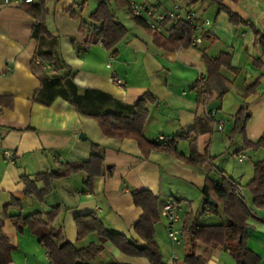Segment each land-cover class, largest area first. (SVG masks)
<instances>
[{
	"label": "crops",
	"instance_id": "obj_1",
	"mask_svg": "<svg viewBox=\"0 0 264 264\" xmlns=\"http://www.w3.org/2000/svg\"><path fill=\"white\" fill-rule=\"evenodd\" d=\"M101 1L87 0L84 5L81 0L45 2V26L57 37V50L74 72L75 83L91 91L93 109L121 112L148 94L152 100L146 102L149 114L145 136L157 142L159 136L168 140L187 134V138L177 141V152L188 156L190 142L196 139L198 152L207 151L211 159L192 166L165 152L151 151L144 157L134 139L105 136L95 119L62 98L55 97L44 105L38 97L40 68L34 71L31 67L38 48V41L31 35L36 20L23 10L22 4H5L0 0V216L4 220V233L16 246L10 264H52L38 237L28 227L19 229L12 217L37 212L45 215L56 207L59 213L52 228L59 231L64 242L78 248L99 244L95 232L78 239L75 217L91 214L108 231L144 246L145 242L134 231L142 210L132 199L133 192L142 190L151 191L159 201L154 239L165 264H185L190 251L205 259L202 264H236L223 246L192 244L183 233L176 240L169 238L166 220L160 215L162 204L174 200L181 210V227L189 212L199 225L222 223L225 221L222 213L213 215L206 212L208 209L204 212L201 190L206 179L218 182L224 177L242 187L252 210L247 221L252 228L247 245L260 256V264H264V209L253 207L246 187L253 178L254 164L264 160V148L255 150L246 146L241 134L229 138L234 116L244 106L249 111L245 139L256 143L264 136V53L254 46L251 27L233 25L226 11L264 31V0H203L190 5L195 12V45L173 49L158 46L153 32L132 20L127 7L110 0L111 11L128 31L110 50L99 42L87 44L92 28L100 26L89 17ZM159 1L160 6L149 20L153 29L169 37L174 34L173 21L162 23L160 16L171 7L172 1ZM129 2L135 11L140 6H154L155 0ZM71 7L74 18L67 11ZM136 15L147 22L145 14ZM81 24L84 26L79 28ZM225 52L231 54L230 66H223L219 73L228 90L219 96V83L212 82L206 103L199 104L198 79L204 76L207 81L208 71L203 54L215 59ZM255 60L262 65H255ZM43 68L50 70V65ZM255 82L258 83L254 91L247 94L248 86ZM210 112L214 113L213 119L207 116ZM198 119L210 124L211 132L195 134L193 128ZM5 150L14 153V161L5 157ZM94 154L103 156L105 170L93 174L91 189L85 184L87 174L74 172L54 179L43 201L25 195L22 176L33 179L36 174L57 171L61 164L89 161ZM108 169L112 171L110 174ZM36 185L39 189L44 186L42 182ZM13 198L19 199L21 206H9L3 211ZM113 263L148 264V261L127 255L106 241L95 260L87 264Z\"/></svg>",
	"mask_w": 264,
	"mask_h": 264
},
{
	"label": "trees",
	"instance_id": "obj_2",
	"mask_svg": "<svg viewBox=\"0 0 264 264\" xmlns=\"http://www.w3.org/2000/svg\"><path fill=\"white\" fill-rule=\"evenodd\" d=\"M110 0H102L97 8L90 14L92 22L99 23L98 30L93 32L87 44L100 42L107 50L113 49L116 44L127 34V28L117 19L116 15L109 7ZM120 7H127L129 15L137 24L144 26L153 32L155 43L164 48H188L195 45L193 26L189 21L173 22L174 34L165 37L157 30L150 27L146 21L137 16L129 0H113ZM203 0H188L189 5H195ZM219 1V0H218ZM46 0H38L37 3H23L22 8L35 18V24L31 35L38 41V48L32 61L31 67L34 71L40 68L38 78L41 88L38 92L39 100L48 105L55 97L71 103L79 112L95 119L107 137L132 138L134 139L143 156L147 157L151 151L165 152L175 155L185 163L195 166L209 161L211 158L206 151L201 154L196 147V139L190 142V152L188 156H183L177 152L176 144L179 139L187 138V134L173 137L165 141L153 142L144 134L145 123L148 118L146 102L152 97L146 94L135 105L126 106L121 112L96 111L92 107L89 89H81L74 81V72L70 69L57 50V37L52 35L45 26L47 14ZM87 0H81L84 5ZM74 18L73 7L67 10ZM229 20L233 25L250 26L254 33V46L264 53V31L257 29L250 21H245L236 13L226 9ZM171 19L165 16L162 23H168ZM81 24L79 28H82ZM230 53H222L215 59L208 58L203 54V59L207 65V81L205 87L207 94L211 92L212 82L219 83L218 95H223L228 86L220 75V69L230 66ZM255 65L261 66L259 60L254 61ZM45 64L50 65V70L44 69ZM258 82L248 86L246 93L254 91ZM198 103H206L202 98V92L198 90ZM2 101V98H0ZM249 119V111L246 106L239 109L234 116V127L229 138L241 134L245 140V145L252 149L264 148V136L256 143H250L245 139V125ZM211 125L198 119L193 128L195 134H205L211 132ZM96 147V145H93ZM103 156L94 154L89 161L61 164L57 171L36 174L33 179L22 176L21 180L25 185V195H33L39 201H43L45 196L51 191V183L54 179L65 177L74 172L87 174L86 187L92 188L93 174L104 171ZM112 171L108 169L110 174ZM37 182L43 183V188L39 189ZM239 185L228 177L222 178L218 182L210 178L205 180L201 190L203 204L208 213L213 215L223 214L225 221L215 225H199L192 212L185 215L182 222L183 235L192 243H203L209 247L223 246L227 248L236 264H260L261 258L253 252L247 245L248 231L250 227L248 219L252 216V210L247 205L244 196L236 193V186ZM252 196V205L256 209H264V160L254 164V175L246 186ZM133 202L142 210L139 220L134 225V231L138 237L145 242L140 246L137 241L130 240L122 234L112 233L105 225L91 214H82L75 217V224L78 231V239L84 238L87 234L95 232L99 239V244H89L86 247L78 248L74 244L64 242L60 238L59 231L52 228V223L59 213V208L52 209L43 215L40 212L27 216L12 217L19 229L28 227L30 231L38 237L40 243L47 249L52 264H87L95 260L102 251L103 243L110 241L123 253L144 257L148 264H165L161 259L159 247L154 239V225L159 219L158 198L149 190L135 191L132 194ZM210 199L213 202L210 203ZM9 206H21V201L13 198L11 202L4 206L3 211ZM4 220L0 216V264H10L12 262V251L16 248L8 236L4 233ZM205 259L190 251L186 254L185 264H202ZM121 264V263H113Z\"/></svg>",
	"mask_w": 264,
	"mask_h": 264
},
{
	"label": "built area",
	"instance_id": "obj_3",
	"mask_svg": "<svg viewBox=\"0 0 264 264\" xmlns=\"http://www.w3.org/2000/svg\"><path fill=\"white\" fill-rule=\"evenodd\" d=\"M5 4H23V3H32L33 0H3ZM172 4L169 9H166L165 12L160 16V19L162 20L165 16H168L171 21H189L191 22L192 26L193 21L195 20V12L190 8V5L188 3V0H171ZM160 6V1L155 0L154 6L148 7V6H140L137 7L134 11L136 14H145L148 18L147 24L150 27H153L150 23L149 18L154 15V9L158 8ZM208 22V21H206ZM98 30V27H93L92 31L96 32ZM100 43V42H99ZM108 67H111L110 64L107 65ZM114 80L116 83L121 84V81L114 77ZM206 78L204 76H200L198 79V87L199 90L203 93L202 97L204 100L208 99V94L205 87ZM209 119H213L214 113L210 112L207 114ZM223 126V123L220 121L218 123V128L221 129ZM166 137L159 136L158 141H165ZM5 157L9 161H14V153L10 150H5L4 152ZM236 193L240 196L243 195L242 187L240 185L236 186ZM206 212H209L207 210ZM181 210L179 208V205L174 200H167L162 204V207L160 209V215L166 220V228H167V234L169 238L176 240L178 236L182 235V227L179 226V222L181 220Z\"/></svg>",
	"mask_w": 264,
	"mask_h": 264
},
{
	"label": "water",
	"instance_id": "obj_4",
	"mask_svg": "<svg viewBox=\"0 0 264 264\" xmlns=\"http://www.w3.org/2000/svg\"><path fill=\"white\" fill-rule=\"evenodd\" d=\"M82 137H83V135H81ZM213 202V199H210V203H212ZM252 230V228L251 227H249L248 229H247V231L248 232H250Z\"/></svg>",
	"mask_w": 264,
	"mask_h": 264
},
{
	"label": "rangeland",
	"instance_id": "obj_5",
	"mask_svg": "<svg viewBox=\"0 0 264 264\" xmlns=\"http://www.w3.org/2000/svg\"><path fill=\"white\" fill-rule=\"evenodd\" d=\"M85 11H86V8H85ZM86 19L88 20V17H87V15H86ZM152 22L154 23L155 21L153 20Z\"/></svg>",
	"mask_w": 264,
	"mask_h": 264
}]
</instances>
